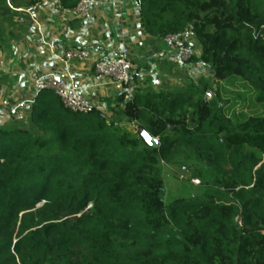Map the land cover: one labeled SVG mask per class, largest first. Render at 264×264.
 <instances>
[{"label":"trees","instance_id":"1","mask_svg":"<svg viewBox=\"0 0 264 264\" xmlns=\"http://www.w3.org/2000/svg\"><path fill=\"white\" fill-rule=\"evenodd\" d=\"M7 4L0 48L22 13ZM139 11L154 52L191 30L216 88L203 77L124 91L104 117L41 89L25 120L0 126V264H264V0H140ZM181 161L201 194L165 208L160 165Z\"/></svg>","mask_w":264,"mask_h":264},{"label":"crops","instance_id":"2","mask_svg":"<svg viewBox=\"0 0 264 264\" xmlns=\"http://www.w3.org/2000/svg\"><path fill=\"white\" fill-rule=\"evenodd\" d=\"M51 2L43 0L29 7L17 5L15 8L32 11L36 21L25 15L24 22L15 18L5 25V42L0 48V111L20 112L22 109H16L18 103H24L23 110L28 111L41 90L38 79L55 73L68 85L77 86L98 111L109 116L116 97L128 89L97 74L93 59L118 53L131 45L133 59L140 64L137 74H146L143 68L146 65L152 70L156 66L154 79L159 75L168 79V65L180 64L164 39L157 52H148L136 0H93L87 16H78L75 9L62 8L60 0H54V5ZM129 27L134 28L132 33ZM184 35L190 41L189 46L195 49L194 54L199 55L201 48L192 31ZM72 48L89 50L91 58L65 64L61 60L64 52ZM142 136L149 143L151 135L143 132Z\"/></svg>","mask_w":264,"mask_h":264},{"label":"rangeland","instance_id":"3","mask_svg":"<svg viewBox=\"0 0 264 264\" xmlns=\"http://www.w3.org/2000/svg\"><path fill=\"white\" fill-rule=\"evenodd\" d=\"M29 0H7V5L9 6L10 10H14L17 5H24L28 2ZM39 2H43V0H38ZM51 2V0H50ZM51 4H55L54 0H52ZM37 6V5H35ZM139 11V10H138ZM23 13V12H22ZM19 16L20 22H24V20H21V18L25 19V15L22 14ZM140 13V11H139ZM11 14V13H10ZM137 18V17H136ZM135 19V18H134ZM131 30V28L129 27ZM134 28H132L133 30ZM131 30V33H132ZM190 41H186V44L188 45ZM129 49L130 52V58L133 61V63L136 66V70L139 73L140 72V64L138 61L133 59V49L131 45L126 46ZM153 51L150 47L148 49V52L150 53ZM193 51L195 49L193 48ZM194 52L191 56L190 59H188L186 62H180L179 65L175 66H169L168 65V70L167 73H169V78L168 79H162V77L159 75L157 76L156 79L153 78V74L155 75L156 71V66H155V71L151 69V66L146 65L143 68L147 70V73L144 75H138L134 77V79L128 84V85H123L124 88L128 89L126 92L127 94V99L130 98L133 94H135L138 90L143 91L146 89H171L173 87H180V85H185L190 79L198 81L199 78H205L212 88H216V84L212 83V76L209 71V69L201 64L200 62H197L194 60ZM159 67V66H158ZM160 68V67H159ZM158 69V68H157ZM162 69V67H161ZM208 89L207 91H212L214 92L213 89ZM215 95V94H214ZM119 106H112L114 112L119 111ZM3 111H0V126H12L16 124H20L23 120L26 119V111L21 110L19 111H9L11 113H8L6 109H2ZM110 111V108H109ZM111 112V111H110ZM232 113V112H231ZM233 114V113H232ZM111 113H109V116ZM120 129L126 130L130 134H135L136 133V128L131 125L130 123H127L126 121L122 120L119 123ZM186 168V170H183ZM160 169L162 171L164 181H165V191L163 192V203L165 205V208L168 207V205L174 201L180 200L182 198H189L192 194H197L200 195L201 192L198 190L199 187L197 186L198 184L194 183L192 180L194 179L192 177V171L189 169L188 163L181 161L178 166H172V165H166V164H161Z\"/></svg>","mask_w":264,"mask_h":264},{"label":"built area","instance_id":"4","mask_svg":"<svg viewBox=\"0 0 264 264\" xmlns=\"http://www.w3.org/2000/svg\"><path fill=\"white\" fill-rule=\"evenodd\" d=\"M136 2L140 8V0H136ZM92 4L93 0H79L75 8L76 14L78 16H87ZM14 10L23 12L24 15H28L33 21H36L32 11L24 8H15ZM21 20H24V18H21ZM186 41L184 33L170 34L164 38V43L177 55L178 62H186L194 52L193 48L186 44ZM90 58L89 50L72 48L64 52L61 60L68 64L70 60L83 61ZM93 61L96 73L112 83L128 85L137 74L136 66L130 58V52L127 47H123L118 53H112L103 58H95ZM38 85L40 89L53 90L61 98L64 106L72 111L90 113L97 110L95 105L85 98L77 86L68 85L55 73L39 78ZM212 96V91L205 93L206 99H210ZM24 107H26L24 103H18L16 109H23ZM100 115L101 117L107 116L103 112H100ZM183 170H186V168ZM192 181L196 184L200 183L199 179L196 178Z\"/></svg>","mask_w":264,"mask_h":264},{"label":"water","instance_id":"5","mask_svg":"<svg viewBox=\"0 0 264 264\" xmlns=\"http://www.w3.org/2000/svg\"><path fill=\"white\" fill-rule=\"evenodd\" d=\"M149 144L153 147H158L159 146V141L157 140V138L150 136L149 137Z\"/></svg>","mask_w":264,"mask_h":264}]
</instances>
